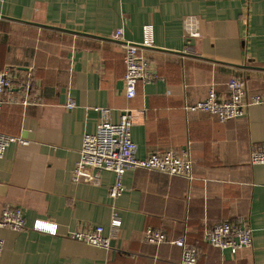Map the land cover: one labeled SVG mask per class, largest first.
<instances>
[{"label":"crops","instance_id":"crops-1","mask_svg":"<svg viewBox=\"0 0 264 264\" xmlns=\"http://www.w3.org/2000/svg\"><path fill=\"white\" fill-rule=\"evenodd\" d=\"M118 28L123 39L113 37ZM126 41L159 75L139 81L132 98ZM0 66L13 73L0 127L28 140L0 157V217L15 205L27 220L23 230L0 226V264H178L182 248L171 240L182 235L199 251L197 264H264V163L251 162L264 151V101L227 121L188 109L211 83L226 95L232 77L245 80L248 97L264 96V0H0ZM25 95L30 104L11 101ZM102 108L112 122L132 115L139 157L189 149L195 178L130 169L116 199L112 171L101 172V185L73 180ZM39 218L56 222L57 234L33 229ZM222 220L248 221L253 246L233 256L211 245L206 230ZM147 227L168 240L146 241ZM73 230L110 236V246Z\"/></svg>","mask_w":264,"mask_h":264},{"label":"built area","instance_id":"built-area-1","mask_svg":"<svg viewBox=\"0 0 264 264\" xmlns=\"http://www.w3.org/2000/svg\"><path fill=\"white\" fill-rule=\"evenodd\" d=\"M113 37L123 39V29L118 28L113 32ZM144 45H150V40H145ZM124 52L126 96L132 98L137 94L139 81L150 82L159 78L152 70L149 58L140 53V45L135 42L126 41ZM10 67L0 66V122L8 91L13 86V75ZM228 92L222 95L211 83L205 98L188 106L193 111L206 112L215 115L221 121L245 117L248 108L255 103L264 101V96L255 94L247 95V85L244 79L232 77L227 82ZM14 103L27 105L31 103L29 96L11 97ZM76 104L73 100L67 103L69 108ZM103 119L99 121L95 132L86 133L83 137L80 158L73 169L72 178L75 181L84 180L95 185L103 183L102 171H112L115 180L109 188V194L116 199L123 194L125 186L123 176L127 170L135 168H146L156 170L171 176H182L192 180L195 178L193 172L194 161L190 150L181 152L169 149L167 151H153L145 157L137 156L138 145L132 138L133 118L128 111L123 112L119 122L109 119L110 109L102 108ZM18 141L27 144L28 140L20 136L4 132L0 127V157L5 153L7 146ZM253 164L264 163V151L251 153ZM119 214H112V227L121 225ZM0 226L14 230H23L27 226L24 211L21 207L8 205L2 210ZM35 230L57 234L58 224L47 219H36L32 224ZM69 235L78 240L100 245L110 246V236H105L97 231L73 230ZM144 238L151 243H162L167 239L166 233L154 227L144 230ZM207 241L220 249H228L232 255L245 247L253 246V229L248 221L235 222L222 220L215 223L206 230ZM172 243L182 248V259L178 264H197L199 251L187 241L182 235ZM4 241L0 238V255L3 251Z\"/></svg>","mask_w":264,"mask_h":264}]
</instances>
